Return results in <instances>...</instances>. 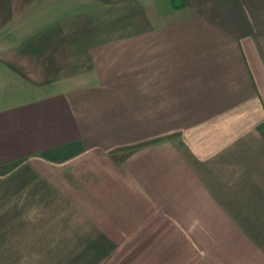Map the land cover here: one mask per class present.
I'll return each instance as SVG.
<instances>
[{"label":"crops","instance_id":"0c3cea01","mask_svg":"<svg viewBox=\"0 0 264 264\" xmlns=\"http://www.w3.org/2000/svg\"><path fill=\"white\" fill-rule=\"evenodd\" d=\"M155 13L132 36L141 80L127 79L141 144L95 141L94 94L53 55L37 69L0 55V233L19 249L53 264L264 259V0H160Z\"/></svg>","mask_w":264,"mask_h":264},{"label":"rangeland","instance_id":"374dc122","mask_svg":"<svg viewBox=\"0 0 264 264\" xmlns=\"http://www.w3.org/2000/svg\"><path fill=\"white\" fill-rule=\"evenodd\" d=\"M159 3L160 0H0V55L7 54L5 58L11 66L22 64L34 69L46 66V56L53 55L50 61L54 70L57 68L58 74L64 71L67 83L86 82L88 92L94 94L88 97V103L93 104V113L99 117L95 129H103L95 141L118 149L135 141L141 144L139 138L146 130L142 109L128 107L126 99L127 79L132 72L141 80L142 40H132V36L141 37V19L154 16ZM67 52L69 57H64ZM137 131L138 140L131 141L130 134ZM8 239L0 233V264L58 262L54 252L22 250L19 248L25 245L13 237ZM221 252L210 251L213 262L264 264L262 252L258 257L255 250L245 255Z\"/></svg>","mask_w":264,"mask_h":264}]
</instances>
